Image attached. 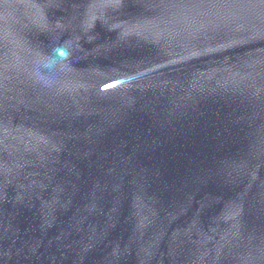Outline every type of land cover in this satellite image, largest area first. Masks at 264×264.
Masks as SVG:
<instances>
[{"label": "water", "instance_id": "obj_1", "mask_svg": "<svg viewBox=\"0 0 264 264\" xmlns=\"http://www.w3.org/2000/svg\"><path fill=\"white\" fill-rule=\"evenodd\" d=\"M0 264H264V0H0Z\"/></svg>", "mask_w": 264, "mask_h": 264}]
</instances>
